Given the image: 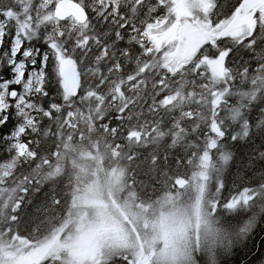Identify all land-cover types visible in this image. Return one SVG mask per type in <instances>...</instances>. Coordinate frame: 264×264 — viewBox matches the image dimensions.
<instances>
[{
  "label": "snow or ice",
  "instance_id": "snow-or-ice-1",
  "mask_svg": "<svg viewBox=\"0 0 264 264\" xmlns=\"http://www.w3.org/2000/svg\"><path fill=\"white\" fill-rule=\"evenodd\" d=\"M241 51L247 61L229 67ZM49 62L62 103L44 108ZM0 69V128L16 120L0 135V264H221L264 224V171L224 195L232 163L264 164V0H238L227 14L219 0H0ZM109 112L118 126L103 122ZM69 128L101 134L122 164L111 202L72 194L59 152L26 139L55 143ZM49 185L35 235L22 236L23 205Z\"/></svg>",
  "mask_w": 264,
  "mask_h": 264
},
{
  "label": "trees",
  "instance_id": "trees-1",
  "mask_svg": "<svg viewBox=\"0 0 264 264\" xmlns=\"http://www.w3.org/2000/svg\"><path fill=\"white\" fill-rule=\"evenodd\" d=\"M219 2L223 5V13H230L233 9V6L238 3V0H219ZM223 18V14L220 16ZM35 46H39L43 49V45L39 43V41H33ZM121 46H126L123 44ZM259 45H257V48ZM5 48H7V41L5 43ZM259 55L257 52L256 55ZM250 53L245 51L244 61H247ZM79 59V57H77ZM232 55L228 59V66L234 67ZM253 65L255 64V60L252 61ZM133 65L129 64L125 67L124 73L125 75L132 70ZM1 70V69H0ZM81 70H83V66H81ZM48 72L50 76L51 84L48 83L46 85V90L49 92V96L43 98L42 103L44 108H48L51 102H55L57 104L62 103L61 98L57 95V87L53 78H52V64L49 62ZM5 75V74H4ZM7 76V75H5ZM53 85V87H52ZM150 87V84H149ZM125 91L127 92V85H125ZM82 94V93H81ZM131 95V93H128ZM86 112V109H85ZM116 116L115 112H109L105 117L103 122H109L111 126L115 127L120 124L114 117ZM13 122L16 123L15 118L13 117ZM80 124V129L83 130L86 122L83 119L78 121ZM99 123V122H98ZM127 121H124V125H127ZM50 121L47 118L43 119V123L41 124V128L48 126ZM126 132V127L122 129ZM91 139L88 138L89 133H85V137L81 139L79 135L71 128L66 130V134L63 137H57L56 142L54 143L52 139H45L43 136L36 137L33 134H30L29 137L37 140V142L44 143V148L49 151V153L53 152L56 149L59 152V156L53 157L56 163L59 165V168L63 174L65 180H68V177L71 175L69 169L73 166L74 163H77L78 169L81 172L82 179H79L73 185H71L72 194L82 196L87 188L91 190H96L98 187L101 190H104V183L108 185V189L104 195H102V199L106 202H111L112 194L116 190L115 184V175L117 169L122 167V164L119 160H117L113 155L111 150L106 146L104 137L98 132L91 131ZM98 140V143H97ZM70 144H67V142ZM120 142V141H118ZM261 141L259 143H254L255 148H259ZM0 150H3V143L0 142ZM264 150V149H261ZM4 151V150H3ZM144 155H147L151 148L142 150ZM251 151L247 146L241 149V153L243 157H247V154ZM5 152V151H4ZM6 153V152H5ZM64 154V155H62ZM89 154H95V161L91 164H84L83 158ZM179 155V150L176 152ZM242 158L241 155H237V161ZM7 155H3L1 160L6 161ZM254 167L257 171L253 172L250 168H243L241 165L236 162L232 163L230 168L228 169L225 177L226 189L224 192L225 196H228L230 193H235L238 190L242 189L244 186L255 185L259 181V177L261 172L264 171V164H256ZM173 168H175V164L173 163ZM28 169V165H24L21 171ZM188 171L190 175V169H182V171ZM144 180L142 174H137V184L138 187L141 181ZM131 182V180H129ZM96 186V187H93ZM51 185L45 186L43 191L34 196L29 197L32 201L29 204L27 201L23 205L21 209V216L24 219V224L21 225L20 234L22 236H28L30 232L34 233V229L36 228V224L32 223L35 219L34 212L37 205L41 204L45 198V193L49 192L51 189ZM58 191L63 192L65 190V185L63 183L55 186ZM143 189H141V192ZM157 192H159V186H157ZM119 195V193H117ZM149 195H152L151 190L149 191ZM155 198V197H153ZM68 205L62 203L59 208V211L52 219V223L59 222L60 215H66V209ZM243 216V213H241ZM241 217H235V219H240ZM51 226V225H49ZM44 233V228H41V235ZM264 224H261V227L256 230L255 237L250 239L245 245L236 247L233 252L229 255H225L221 258V264H264Z\"/></svg>",
  "mask_w": 264,
  "mask_h": 264
},
{
  "label": "bare ground",
  "instance_id": "bare-ground-1",
  "mask_svg": "<svg viewBox=\"0 0 264 264\" xmlns=\"http://www.w3.org/2000/svg\"><path fill=\"white\" fill-rule=\"evenodd\" d=\"M258 47H260V46H258ZM258 53H259V51H258ZM244 54H245V51H241L239 53L234 52L232 54L233 60L234 61H237V62L243 60L244 59ZM258 57H259V55L257 54V58ZM4 74L5 75H8V73L6 71L4 72ZM49 83L51 84L50 76H49ZM13 87H16L17 90H19V88L17 86L14 85ZM52 87H53V85H52ZM54 88L56 89L57 87H54ZM14 124L15 123L13 122V118L10 119L9 124L7 126H5L4 128H0V135H3L4 133H7L14 126ZM28 138H31V137H27L26 139H28ZM31 139H33V138H31ZM259 142H260L259 139H257L255 141V143H259ZM67 144H70V142L68 141ZM33 147L36 148L41 154L49 153V151H47L44 148L45 146H44V143H42V142H37V144L33 145ZM3 155H7V159H8V154L5 153L3 150H0V161H3V160H1V157ZM62 155H64V154H62ZM83 159H84L83 160V163L84 164H91V163H93L95 161V154H89V155L85 156ZM78 166L79 165L77 163H74L73 166L69 169V172H71V175L68 177V180L67 181H68V183L70 185H73L79 179H82L81 172L79 171ZM103 185L105 187L104 190H101V188H99V187L96 189L97 193L100 196L104 195L106 193L107 189H108V185L107 184L104 183ZM32 196L33 195H31V197ZM84 203L85 202H83V204Z\"/></svg>",
  "mask_w": 264,
  "mask_h": 264
},
{
  "label": "rangeland",
  "instance_id": "rangeland-1",
  "mask_svg": "<svg viewBox=\"0 0 264 264\" xmlns=\"http://www.w3.org/2000/svg\"><path fill=\"white\" fill-rule=\"evenodd\" d=\"M17 87L19 88V86H17ZM93 187H96V186H93ZM85 194H95L99 197V199L103 200L102 197L97 193L96 190H91L90 188H87L82 196H84ZM85 204L87 205V207H89L91 209V210L85 209V208L82 209L83 214H87L88 212H90L89 215L83 216V219L87 220L88 218H90L91 216H93L95 214L96 209H97V201L95 199L87 200V201H85Z\"/></svg>",
  "mask_w": 264,
  "mask_h": 264
}]
</instances>
